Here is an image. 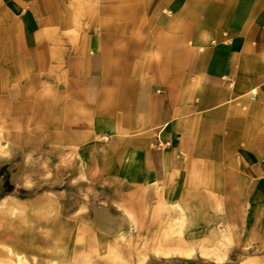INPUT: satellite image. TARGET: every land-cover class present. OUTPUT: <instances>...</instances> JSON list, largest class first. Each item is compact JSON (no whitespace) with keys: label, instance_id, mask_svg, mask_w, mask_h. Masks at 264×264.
I'll list each match as a JSON object with an SVG mask.
<instances>
[{"label":"rangeland","instance_id":"obj_1","mask_svg":"<svg viewBox=\"0 0 264 264\" xmlns=\"http://www.w3.org/2000/svg\"><path fill=\"white\" fill-rule=\"evenodd\" d=\"M164 1L35 0L23 30L0 0V256L44 262L56 241L78 264H264L212 168L190 159L178 179L139 182L140 134L182 80ZM200 4L186 0L195 22Z\"/></svg>","mask_w":264,"mask_h":264},{"label":"crops","instance_id":"obj_2","mask_svg":"<svg viewBox=\"0 0 264 264\" xmlns=\"http://www.w3.org/2000/svg\"><path fill=\"white\" fill-rule=\"evenodd\" d=\"M182 3L168 0L172 16L162 20L183 30L182 80L157 98L140 134L148 148L137 156L139 182L178 179L198 160L217 175L237 229L264 245V0H201L197 22ZM1 4L21 29L35 28V0Z\"/></svg>","mask_w":264,"mask_h":264},{"label":"bare ground","instance_id":"obj_3","mask_svg":"<svg viewBox=\"0 0 264 264\" xmlns=\"http://www.w3.org/2000/svg\"><path fill=\"white\" fill-rule=\"evenodd\" d=\"M164 2H165L164 0H161L160 4H158V6L162 5ZM153 4L155 5V3H153ZM155 6H157V5H155ZM162 15L172 16V13L169 10H163ZM254 94H255L254 91L251 92V95H254ZM59 99H61V98L58 97L57 100H59ZM47 107L52 110L53 105L50 104V105H47ZM109 119L111 120L112 116L109 115L107 122H109ZM106 124L110 125L109 123H106ZM70 205L72 206L73 203L71 202ZM47 207H48L47 204L42 206L43 211L47 212ZM4 210L10 216H15L16 213L18 212V208L15 206H11V205H5ZM54 244H55V246L52 247L50 250H48L49 252H51L53 254V256H54L53 259L45 260L44 262H38L36 258H32L31 260H29L24 255L15 253L7 247H3L2 249L4 252V256H0V264H78L77 261L71 260L70 257L66 253H63L64 250L61 247L57 246L58 244L56 241L54 242ZM61 254H64V256H61Z\"/></svg>","mask_w":264,"mask_h":264}]
</instances>
